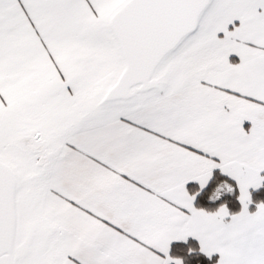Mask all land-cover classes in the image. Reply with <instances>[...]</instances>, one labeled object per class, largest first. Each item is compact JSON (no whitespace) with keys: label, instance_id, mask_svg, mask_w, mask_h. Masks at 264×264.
<instances>
[{"label":"snow or ice","instance_id":"6c2138e0","mask_svg":"<svg viewBox=\"0 0 264 264\" xmlns=\"http://www.w3.org/2000/svg\"><path fill=\"white\" fill-rule=\"evenodd\" d=\"M262 182L264 0H0V264H264Z\"/></svg>","mask_w":264,"mask_h":264},{"label":"trees","instance_id":"16d2710c","mask_svg":"<svg viewBox=\"0 0 264 264\" xmlns=\"http://www.w3.org/2000/svg\"><path fill=\"white\" fill-rule=\"evenodd\" d=\"M227 179L226 176L220 173V170L216 169L212 172V175L209 179L207 185L198 191V194L194 198V205L196 207H203L207 209H211L212 207L216 206L218 203L223 202L227 204L230 208L231 212L237 211L239 209V201L237 200V196L235 193V197H228L229 195H225V197L221 198L219 201L210 202L206 199V194L209 193L214 187L216 183L219 181ZM198 185L195 182H189L186 184V189L191 194L192 192H196L198 189ZM250 192V199L252 203L249 205L250 210L254 209L255 203L257 201H264V182L261 184L260 187L256 189H249ZM205 194V195H204ZM231 199V200H227ZM192 249L191 252L188 249ZM169 255L173 257H179L182 259V264H214L216 260V254H213L212 258L209 259L205 257L199 251V244L195 239H187L184 242H174L171 244L169 249Z\"/></svg>","mask_w":264,"mask_h":264},{"label":"rangeland","instance_id":"374dc122","mask_svg":"<svg viewBox=\"0 0 264 264\" xmlns=\"http://www.w3.org/2000/svg\"><path fill=\"white\" fill-rule=\"evenodd\" d=\"M221 173V172H220ZM222 175H224V176H226L225 174H223V173H221ZM224 182H226V183H228V184H230L231 186H232V191L229 193V192H227V191H221V195L217 198V199H213V200H210L209 199V196H211L212 195V193H213V190L216 188V186L217 185H219V184H222V183H224ZM233 193H235L236 194V196H238V187L235 185V181L233 182L231 179H229L228 177H227V179H223V180H221V181H219L218 183H216L215 185H214V187H213V189L211 190V191H209V193L208 194H206L207 196H206V199L208 200V201H210V202H215V201H219L221 198H223V197H225V195H229L228 197H235L234 196V194ZM205 195V194H204ZM224 200H226V198L224 199ZM224 200H223V202H221V203H224ZM228 201L229 200H231V199H227ZM221 203H218L216 206H214V207H212L211 209H207V208H204L205 210H209V211H212V210H215ZM225 204V203H224ZM226 205V207L228 208V210L230 211V207L227 205V204H225ZM195 206V205H194ZM239 210V209H238ZM237 210V211H238ZM231 212V211H230Z\"/></svg>","mask_w":264,"mask_h":264},{"label":"crops","instance_id":"0c3cea01","mask_svg":"<svg viewBox=\"0 0 264 264\" xmlns=\"http://www.w3.org/2000/svg\"><path fill=\"white\" fill-rule=\"evenodd\" d=\"M215 170H216V169H213L212 172L215 171ZM218 170H219V169H218ZM223 174H224V173H223ZM225 175H226V174H225ZM226 177H228V176L226 175ZM228 178L231 179V180L234 182V180H233L232 178H230V177H228ZM190 182H195V181H190ZM208 182H209V181H208ZM188 183H189V182H188ZM195 183L198 185L197 182H195ZM262 183H263V182H262ZM262 183H261V184H262ZM198 187H199V185H198ZM250 189H252V188H250ZM189 238H191V239H195V238H193V237H188L187 239H189ZM187 239H186V240H187ZM195 240H196V239H195ZM196 241H197V240H196ZM174 242H176V241H172V242H170V244H169V249H170L171 244L174 243ZM197 242H198V241H197ZM198 244H199V243H198Z\"/></svg>","mask_w":264,"mask_h":264}]
</instances>
